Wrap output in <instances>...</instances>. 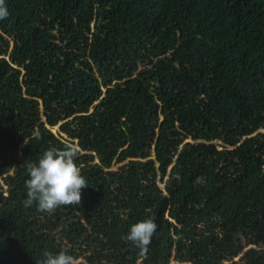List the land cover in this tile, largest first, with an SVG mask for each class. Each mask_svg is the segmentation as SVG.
<instances>
[{
    "label": "trees",
    "instance_id": "trees-1",
    "mask_svg": "<svg viewBox=\"0 0 264 264\" xmlns=\"http://www.w3.org/2000/svg\"><path fill=\"white\" fill-rule=\"evenodd\" d=\"M5 4L0 264H264V0ZM69 143L80 205L25 207L28 164Z\"/></svg>",
    "mask_w": 264,
    "mask_h": 264
},
{
    "label": "clouds",
    "instance_id": "clouds-1",
    "mask_svg": "<svg viewBox=\"0 0 264 264\" xmlns=\"http://www.w3.org/2000/svg\"><path fill=\"white\" fill-rule=\"evenodd\" d=\"M8 15L5 0H0V20ZM77 155V146L69 143L64 150L50 147L43 152L38 163H29L27 172L30 178L25 181L27 199L24 206L31 207L35 202L39 212L52 214L61 206L80 205L82 189L88 185L75 162ZM203 179L198 177L195 183H201ZM156 230L154 218L144 219L131 226L126 239L138 247L143 256ZM37 264H82V261L65 248L58 253L45 251Z\"/></svg>",
    "mask_w": 264,
    "mask_h": 264
},
{
    "label": "rangeland",
    "instance_id": "rangeland-1",
    "mask_svg": "<svg viewBox=\"0 0 264 264\" xmlns=\"http://www.w3.org/2000/svg\"><path fill=\"white\" fill-rule=\"evenodd\" d=\"M48 128H49L51 131H53V132H57L58 125H54V126H51V127L48 126ZM62 136L64 137V135H62ZM212 142H213L214 144H216V145L219 143L218 140H213ZM160 185H161V184H160ZM167 264H177V262H176L175 260H173V259H170L169 262H168Z\"/></svg>",
    "mask_w": 264,
    "mask_h": 264
}]
</instances>
